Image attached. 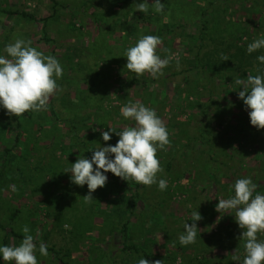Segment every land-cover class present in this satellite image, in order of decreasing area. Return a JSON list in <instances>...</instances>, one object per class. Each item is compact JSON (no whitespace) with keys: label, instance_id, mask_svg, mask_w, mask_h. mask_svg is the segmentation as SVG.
<instances>
[{"label":"rangeland","instance_id":"1","mask_svg":"<svg viewBox=\"0 0 264 264\" xmlns=\"http://www.w3.org/2000/svg\"><path fill=\"white\" fill-rule=\"evenodd\" d=\"M164 1V12L156 15L151 6L147 13L137 11L140 0H0V54L5 45L22 38L57 58L63 68L57 79L60 91L50 97L47 110L15 117L0 109V244L7 235L6 245H17L21 240L12 233L23 236L20 229L27 225L37 245L38 264H137L140 258L149 264H238L231 257L243 259L244 242L234 213L220 215L215 206L232 194V185L242 177L257 185L253 195L264 194V129L250 126L235 81L217 77L202 88L207 80L203 76L213 73L194 67L198 44L193 39L199 31L198 15L210 0H197L188 18L176 15L188 7L186 1ZM211 1L225 6L220 12L228 16L225 0ZM227 1L238 11L236 20L254 16L253 24L244 26L248 35L239 45L264 34V0ZM7 12L28 13L37 20ZM237 34L232 27L211 37L230 45ZM143 35L159 36L157 53L172 56L156 79L147 73L136 77L125 68V50ZM129 101L154 109L166 126L170 144L156 155L162 168L158 178L166 179L167 187L160 191L156 184L138 183L135 189L136 182L115 184L106 174L108 182L85 203L87 186L71 183L64 170L82 155L90 159L96 143L115 145L118 136L113 133L105 142L101 132L132 126L134 122L120 114ZM9 123L13 126L3 128ZM200 128L208 143L194 140ZM16 133L20 136L13 146ZM195 209L201 216L196 240L181 246L178 237L183 224L192 223ZM258 239L264 240V234ZM41 242L52 250L47 256L39 254Z\"/></svg>","mask_w":264,"mask_h":264},{"label":"clouds","instance_id":"2","mask_svg":"<svg viewBox=\"0 0 264 264\" xmlns=\"http://www.w3.org/2000/svg\"><path fill=\"white\" fill-rule=\"evenodd\" d=\"M135 5L137 11L143 13H147L150 6L156 13H163L165 8L161 0H152L151 5L148 0H140ZM161 43L159 36H141L125 50V68L136 77L145 73L153 79L162 76L172 56L162 58L157 53ZM260 49H264V34L248 43L246 52L252 54ZM3 53L0 54V109L15 117L29 111L47 110L50 97L60 91L57 79L63 75V68L58 59L44 55L31 46L30 41L22 38L5 45ZM256 60L264 64V54L258 55ZM234 83L239 86L238 97L247 110L250 126L258 131L264 129V71L258 69V74L237 77ZM120 114L123 119L133 121L132 126H124L120 131L107 127V131L101 132L105 142L111 139L113 133L118 136L115 145L102 147L96 143L90 159L82 155L64 170V173H70L71 183L87 186L88 194L83 197L85 203L93 201L92 192L104 187L108 179L106 173L125 182L131 180L145 186L156 184L160 191L167 187L168 181L158 178L162 168L156 155L158 150H165L170 144L165 124L154 109L139 101L122 105ZM9 187L15 191L14 185ZM256 187L250 177L236 179L231 188L232 194L217 200L215 206L220 215L221 212L234 213L231 216L241 230L239 239L244 242L243 259L238 255L231 257L238 264H264V240L258 239L259 234H264V194L257 192L253 195ZM191 216L192 223L185 222L178 237L181 246L194 243L199 232L196 222L201 216L196 209ZM20 231L23 238L17 245L0 244V262L38 264L34 236L27 225L22 226ZM38 251L41 256H47V245L41 242ZM137 264H149V261L140 258ZM154 264H161V260Z\"/></svg>","mask_w":264,"mask_h":264},{"label":"trees","instance_id":"3","mask_svg":"<svg viewBox=\"0 0 264 264\" xmlns=\"http://www.w3.org/2000/svg\"><path fill=\"white\" fill-rule=\"evenodd\" d=\"M127 1V0H125ZM186 1V3L188 4V7H181L178 9V13L176 14L178 17L179 16H183L184 18H186L188 16V9L193 11V8L197 5V0H184ZM183 1V2H184ZM165 4H167L166 0L164 1ZM182 4V3H181ZM185 4V2L183 3ZM226 4V9H230V12L228 14V16H222L221 15V11L225 10V6H214V2L213 1H209L208 4H206V6L204 8L201 9L200 14L198 15L200 18L195 22L196 25L199 26V31L197 34V37L194 38L193 40L196 42L197 45V50H198V61L197 64H195V68H199L202 70V72H206V73H210L213 75L212 76H203L204 79H207L205 81V83L203 84L202 88H206L207 85L209 84V81L214 80V78L220 77L223 78L222 80H227L230 79L232 81H235V79L237 77L240 78H246L247 75L249 74H253L255 75L258 74V69L260 71H263L262 66L264 64L259 63L256 60V57L258 55H262L264 54V49H260L256 52H253L252 54H248L246 52V48H247V44L251 42V40L247 41L246 43H244L243 45H239V42H241V37L244 36V34H246L245 32V27L246 24L249 26L250 24L252 25V20L254 21V16H246L247 20H236V18L234 17L236 12H238L236 9H233L234 7L231 6L227 0L224 1V5ZM186 5V4H185ZM56 3H54V8L56 7ZM170 5H167L166 7H169ZM168 8H166V13H167ZM173 10V9H172ZM9 14H17L20 17H24L27 19H30L32 21H36L37 19L28 13H18V12H7ZM172 15L173 13L170 12ZM156 15H158V13H155ZM162 15V14H160ZM245 17V15H243ZM188 18V17H187ZM206 18H209L210 21L209 23L206 21ZM47 19H42L41 21H45ZM221 23L223 24L222 28H221ZM171 25V24H170ZM245 26V27H244ZM232 27H235V30L237 33V35H235V40L236 42L234 44H228L226 45L225 43H219L216 42L214 39H212L211 34L213 33L215 37H217L218 35H215V33L219 34V31L221 32H225L227 31V29L232 30ZM214 31H216L214 33ZM248 35V34H246ZM193 36V35H192ZM223 35H220L217 39L220 40ZM45 38H43L44 40ZM224 39V37H223ZM47 40V39H45ZM209 44V45H208ZM211 44H214L215 46ZM205 49V52H202V50ZM227 59V60H225ZM254 65L258 66V69L255 70ZM165 84V79L163 81H161V86H163ZM197 93L199 94L200 91L197 90ZM119 100H121L120 98H118ZM204 106V104H202ZM49 106L52 107V102L50 101ZM196 107L195 105H193L192 108ZM205 108L202 109L205 112L208 111L209 107H203ZM16 121V120H15ZM12 124H8L7 126H3V128H7V127H12ZM208 126V125H205ZM16 128H20V124L19 122H16ZM19 133H16L15 136V140H14V145L15 146L17 144V140L19 139ZM193 138V137H192ZM192 138H189L192 141ZM199 139V143H208L209 139L205 138V130L204 128H200L198 134H196L194 136V140ZM188 141V138L185 139ZM81 143V142H80ZM197 144V143H196ZM9 149H6L5 152L8 153ZM210 153V151L206 152V157L207 160L211 155H208ZM109 176V181L114 182L115 184L119 183L122 185H127L128 182L130 181H123L121 180L119 177H115L113 176L111 173H106ZM108 182V181H107ZM135 185V189L139 188V184L138 183H134ZM138 198V193L135 191L134 194L131 196V207L133 208L135 205V200ZM14 216V215H13ZM128 223L127 221H125L122 224V232L124 234V239H126V232L128 230ZM4 230V229H3ZM12 236L16 237L17 239L22 240L23 236L18 234V233H12ZM8 240V236L4 235L2 238V244L7 243ZM126 241H124L125 243ZM127 250L130 251H134V252H139V249H137L135 246H125L124 247ZM52 251L51 249H47ZM54 254L56 255L57 253L54 252ZM144 257H146L147 255L145 253H142Z\"/></svg>","mask_w":264,"mask_h":264}]
</instances>
